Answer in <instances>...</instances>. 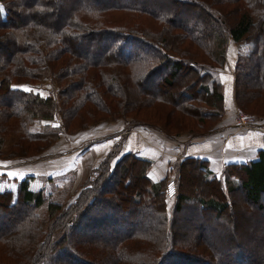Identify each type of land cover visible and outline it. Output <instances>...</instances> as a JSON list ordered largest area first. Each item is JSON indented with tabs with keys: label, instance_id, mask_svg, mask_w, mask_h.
Listing matches in <instances>:
<instances>
[{
	"label": "trees",
	"instance_id": "trees-1",
	"mask_svg": "<svg viewBox=\"0 0 264 264\" xmlns=\"http://www.w3.org/2000/svg\"><path fill=\"white\" fill-rule=\"evenodd\" d=\"M77 1L63 11L58 9L59 0H0V149L4 136L14 135L27 151L43 146L39 150L43 152L57 140L60 129L69 133L107 118H127L134 126H155L167 136L178 135L140 119L136 111L143 108L172 107L166 124L179 129L190 121L176 119V111L191 121L214 123L224 113L218 70L225 65L228 40L247 39L252 48L234 65L235 106L244 110L254 103L263 114H252L264 120V71L255 74L259 79L255 85L244 81L245 71L263 64L264 0H154L144 5L137 0ZM190 13H196V25L190 23L194 17ZM181 16L185 24L177 22ZM180 77L188 79L190 87L176 93L173 81ZM152 79L154 89H143ZM44 82L54 90L44 94L37 86ZM249 89L252 96L246 101L243 93ZM56 115L59 128L29 129ZM120 155L111 161L114 151H109L94 168L97 177L91 183L87 180L67 203L48 202L46 219L36 214L46 200L42 190H30L34 176L17 180L0 174L1 180L17 187L15 194L0 192V216L8 225H0V264H243L231 258L238 246L220 254L208 243L207 258L198 256V247L177 249L175 224L182 213L187 215L183 208L188 203H195L202 216L200 227L225 222V213L234 210L235 190L244 194L250 208L261 211L264 150L256 161L226 164L222 179L208 170L205 160L182 159L175 164L170 215L165 211L169 175L151 181L150 160L132 152ZM26 156L0 153L5 161ZM189 166L205 191L202 197L193 196V182L181 181ZM133 168L135 178L129 172ZM229 178L239 180L236 188H225ZM119 191L128 197H119ZM200 209L208 214L203 217ZM143 212L151 213V222L157 215L158 225L136 226ZM253 229L260 237L256 246L260 255L253 264H264V227ZM199 241L207 242L200 235L195 243Z\"/></svg>",
	"mask_w": 264,
	"mask_h": 264
},
{
	"label": "rangeland",
	"instance_id": "rangeland-1",
	"mask_svg": "<svg viewBox=\"0 0 264 264\" xmlns=\"http://www.w3.org/2000/svg\"><path fill=\"white\" fill-rule=\"evenodd\" d=\"M139 2L142 3V5H144L145 3L150 2V1H154V0H137ZM159 1V0H157ZM104 0H100V3H103ZM78 2L77 0H59V3L57 2V6H59L58 9L63 8L62 10L67 11L70 6H75L77 5ZM97 4V3H95ZM62 6V7H61ZM166 7V5H165ZM194 16V17H193ZM190 17H193L190 18ZM190 18L189 21L190 23H193L196 25V18L197 15L196 13H190ZM195 18V20H194ZM186 18L181 16L180 18L177 19V22L180 24H185ZM233 43L234 45V52L232 53V51L229 49V44ZM221 45H219L217 48L218 50H220ZM250 48L249 42L247 41V39H243L237 43L232 42L230 40H228L227 46L224 49V52H226L225 54V59H226V55L229 53H232V57H233V61H232V66H233V70H232V80L234 78V74H235V62L238 58L239 55H245L246 53L248 54V49ZM250 50H252V48H250ZM80 52H83L84 50H81V48L79 49ZM173 57H177L173 54H171ZM229 58H231L229 56ZM262 62H263V67L261 65V67H252L249 68L246 72V75L248 74V78H245L244 81L247 82H252V84L255 85V81H259V79H257L255 77V74H257V72L259 73V75H261L264 71V58H262ZM251 61V60H249ZM226 66L224 65V67L220 68L218 70V75H219V79L221 76V83L222 81L225 79V76H227V72H226ZM258 77V76H257ZM259 78V77H258ZM153 80H149L147 83H145L143 85V89H149L152 88L154 89V83ZM188 79L182 78L180 77V79L173 81V87L175 89V92L178 93L179 91H181L182 89H184L185 87H190V84L188 82ZM234 81V80H233ZM191 82V81H190ZM234 85V84H233ZM38 87L41 86V90L43 91L44 94L49 93V91L54 90V86H52L50 83L48 82H44L42 84L37 85ZM223 86V84H222ZM61 90V89H59ZM193 90H195V87L193 88ZM251 89L245 90V92L243 93V97L245 98L246 101H248V98H250V96H252V92L250 91ZM55 91H57L55 89ZM162 95L164 97H169L166 96L168 95L165 92H162ZM177 96V95H176ZM175 96V97H176ZM171 100H173L174 98L172 96L169 97ZM261 102V101H260ZM235 105V103H234ZM253 105H246L243 109H239V107H236L235 110V116L236 114L240 111L242 113H246V114H252V113H259V114H263L260 113V110L256 109L253 107ZM260 106H263V103L261 102ZM223 109H224V99H223ZM1 110V109H0ZM170 110H172V107L169 106H164V108H157V107H152L150 109H139L137 110V116L140 119H144L147 121H151V122H155L158 123L162 126H165V128H167L170 132L172 133H177L178 132H194V131H205L208 130L210 127L213 126V122L208 121L207 123L204 122H196L194 119L191 121L189 119V117H185V115H183L181 112L176 111L175 116L176 119L181 118L184 121H190V123L188 124L187 127H185L184 129H190L193 131H186L184 129H179V127H174V126H169L166 123V112H170ZM225 110V109H224ZM136 114V113H135ZM136 116V115H133ZM175 116H173V118H175ZM123 119V118H122ZM122 119H112V118H107L106 120H102L93 124H89L84 128H79V129H72L71 132H64L62 129H60V133H59V137L57 138L56 141L53 142V144H51V146L45 150V151H39L43 146L41 147H36L35 148H31L30 151H27V147H21L18 144V139L17 137H14V135H8V136H4L3 138V142L1 144V149H0V153L3 154L4 156H8L9 154H16V155H23L24 153L27 154V156L25 158H18L19 160H9V161H5L0 159V164L4 165V166H13L11 163H16V164H23L24 162L21 161H35L37 159H43L44 161H48L49 163L52 162H57L58 160H62V158H66V156H68V154L72 153V152H78L80 150H82V152H84L86 150V148H91L94 147V145H96L94 147V149H100L103 144L101 142L102 140H104L105 138H107L110 135H117V137L115 139H118L117 141H115L114 143H111L108 146V148H104L103 149V159L106 157V155L108 154L109 151H114V156L111 158V161H115L116 159L119 158V156H121L120 154L122 153L121 151V147H119V145L117 144H121V141L123 139V136L121 137L119 134L116 133H121L123 131H126L127 129L131 128L134 129L136 127H140V128H153L156 129L155 126H143V125H132V123L126 118V120H122ZM203 124V125H202ZM45 125H51V127H60L61 125V119L59 116L56 115V118L54 120H50V121H36L35 123H33L32 125H30L29 129H31L32 132H36V131H40L42 130L43 126ZM158 129V128H157ZM179 129V130H178ZM161 132L165 134H167L164 130L159 129ZM184 130V131H182ZM121 140V141H120ZM115 146V147H114ZM118 146V147H117ZM114 147V148H113ZM81 148V149H80ZM93 149V150H94ZM15 151L14 153H9V151ZM48 153L45 155V152ZM79 152V154H80ZM84 157H82L79 161L74 162V166L72 170H69V172H66L65 175H62V177L60 175H55L52 174L50 177H41L43 178L42 180H38L37 181H32L31 183H29V187L31 188V190L34 191H38L42 190L43 194L45 196V200L46 203L41 206L39 208V210H37L36 214L39 215L40 217H42L43 219H46L47 215H46V204L48 202H60V203H67L68 201H70L73 196L81 190V188L84 186L83 184L88 180L89 183H91L95 177H97L98 172L96 170H94L95 166H97L99 164V162L101 160H103L101 158L100 161L94 160V155L91 152H88L86 154L83 155ZM21 160V161H20ZM6 162V163H4ZM39 161L35 162L34 165H36ZM61 164L57 163L55 164V166H59ZM178 164V163H177ZM68 165V162L65 164H62V167L64 169H66V166ZM68 167V168H71ZM177 165L174 166V168H176ZM177 169V168H176ZM176 169L174 170V175L171 173H168L166 175H169V178L167 180V184L165 185L166 189H165V195H166V191H167V187L170 181H173V178H176L177 176V171ZM48 171H50V169H46ZM130 173H132L134 175L135 178V174H137V169L133 168V170L130 169L129 171ZM95 174V175H94ZM238 175V174H237ZM171 176V178H170ZM133 177V176H132ZM74 179H78L77 182V187H79V189H73V181ZM222 179V175L221 178ZM136 181V180H135ZM181 181L184 183H188V182H193L194 186L192 188V192H193V196H197V197H202L203 195H205V191L199 186V177L197 176L196 172L193 171L192 167H186L184 169V172L182 174V178ZM226 182V181H225ZM176 184V183H175ZM239 184V180H237V178H229L228 179V184L224 183L225 188H227L228 186H233V188H236ZM16 185L15 183H13L12 181H8V180H1L0 177V192L3 191H12L13 194L16 193ZM114 190L117 191L116 187H113ZM224 188V189H225ZM72 189V191H71ZM135 190V189H133ZM235 190V189H234ZM119 197H123L126 198L128 197L123 191H119ZM124 193V194H123ZM234 200L232 199L231 203H233V211L229 212V213H225L224 215V221L222 222L221 220L217 222H212L209 224H205L203 226L200 227L199 223H204L203 220L201 219V215L198 214L196 208H195V203H188L184 205L183 210H185V212L187 213V215L185 213H182V215H180L176 221V238H175V243L177 244L176 247H178L177 249H187V247H189V249L193 248V247H198L195 252L200 254L198 256H201L202 258H207L208 254H207V250H208V243L211 244L212 246H214L217 251L220 254H226V251H230L231 248H234V246H238L236 249L234 248V251L231 255V258L233 261L240 263L241 261L244 263L247 262H251L250 264H253L255 262V260H257L259 258V251H257L256 246L257 243L259 242L260 237L256 235L253 230H251L252 228L255 227H260L263 226L264 227V194L261 197L260 200V204L262 205V209H260L261 211H257L256 209L258 207L256 206H252L251 208L248 206V201L246 200L244 194L241 191H237L235 190L234 192ZM206 198V196H205ZM129 199V198H127ZM166 209L165 211H167V215H170L171 213V208L172 205L174 203L173 200H171V197L166 196ZM208 199V198H207ZM120 201V200H119ZM118 200H116V202H119ZM158 208H160V204L157 205ZM259 209V208H258ZM161 210V209H160ZM201 210V209H200ZM203 217L208 214V212L206 210H201ZM146 216V217H145ZM151 216L150 212H143L139 215V218L135 220V224L136 226L142 225L143 228H148L149 226H152L153 223L155 222L156 226L158 225L159 219L158 216L156 215V217L154 218V222L149 221V218ZM211 216V215H209ZM5 218L0 216V225L2 224L3 228L7 226V223L4 222ZM210 220V219H209ZM1 227V226H0ZM201 228V229H199ZM201 236L203 238V240L205 239V241H199L197 243H195V239L198 236ZM181 238L182 242L179 241V239ZM179 241V243H178Z\"/></svg>",
	"mask_w": 264,
	"mask_h": 264
},
{
	"label": "crops",
	"instance_id": "crops-1",
	"mask_svg": "<svg viewBox=\"0 0 264 264\" xmlns=\"http://www.w3.org/2000/svg\"><path fill=\"white\" fill-rule=\"evenodd\" d=\"M234 45L231 42L229 44V49L232 53L234 52ZM232 53L228 52L226 55L225 68L227 69L226 72L228 75L222 81V95L224 96L225 110L222 117L214 122L213 126L208 130L201 132H180L178 135L167 136L159 129H154V127L145 129L136 127L134 129H127L121 133H116L121 137L123 136L122 141L120 140L121 151L135 153L152 162L150 171L148 172V177L151 181L164 178L167 172L174 175L175 168L173 166L175 164L184 158L194 157L205 160L208 170L216 177L221 178L226 164H247L256 161L259 152L264 150V130H242L238 129L234 123L236 108L233 94ZM260 121L264 123V120ZM116 137L117 135H110L102 140L101 142L103 143L100 144H103V146L100 149H94L96 146L94 145V147L86 148L84 152L82 150L81 152L80 150L78 152H72L66 158H62V160L60 159L57 162L49 163L43 159H37L35 161L20 160L24 163H11L13 166L9 167L0 164V174H4L8 178H16L17 180L22 179L25 175H31L34 176L33 182L42 180L43 178L41 177H50L52 174L62 177L66 172L72 170L73 167L71 166H74V162L79 161L88 152L93 153L94 160L100 161L104 155L103 149L105 147L108 148L110 141L111 143L117 141L118 139H115ZM47 153L48 151L45 152V155ZM37 161L39 162L34 165ZM60 162L61 164L59 166H55V164ZM67 162L68 165L64 169L62 164ZM46 169H50V171ZM77 182L78 179H74L72 183L74 190L79 189Z\"/></svg>",
	"mask_w": 264,
	"mask_h": 264
},
{
	"label": "built area",
	"instance_id": "built-area-1",
	"mask_svg": "<svg viewBox=\"0 0 264 264\" xmlns=\"http://www.w3.org/2000/svg\"><path fill=\"white\" fill-rule=\"evenodd\" d=\"M234 123L238 129H242V130H251V129L264 130V123H262L253 114L249 115L239 111L234 117ZM175 193H176V184L173 181H170L167 187L166 196L172 198L174 197Z\"/></svg>",
	"mask_w": 264,
	"mask_h": 264
},
{
	"label": "snow or ice",
	"instance_id": "snow-or-ice-1",
	"mask_svg": "<svg viewBox=\"0 0 264 264\" xmlns=\"http://www.w3.org/2000/svg\"><path fill=\"white\" fill-rule=\"evenodd\" d=\"M0 12H3V7L2 6H0Z\"/></svg>",
	"mask_w": 264,
	"mask_h": 264
}]
</instances>
